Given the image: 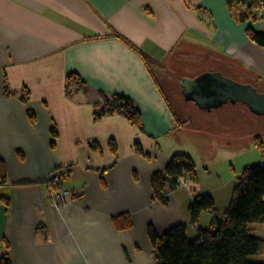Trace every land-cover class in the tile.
<instances>
[{"label":"crops","instance_id":"crops-1","mask_svg":"<svg viewBox=\"0 0 264 264\" xmlns=\"http://www.w3.org/2000/svg\"><path fill=\"white\" fill-rule=\"evenodd\" d=\"M241 9V0H0V254L10 264H155L148 226H186L196 193L226 209V170L209 187L198 176L166 185L165 201L150 180L173 154L193 157L186 135L211 137L204 120L177 124L172 95L191 102L179 76L219 70L264 86V46L247 33L264 34V0L255 18L238 20ZM140 52L192 73L167 72L162 86ZM112 94L133 100L141 127L117 112L94 116ZM52 170L70 191L61 209L47 200ZM211 217L204 211L187 236Z\"/></svg>","mask_w":264,"mask_h":264},{"label":"trees","instance_id":"trees-1","mask_svg":"<svg viewBox=\"0 0 264 264\" xmlns=\"http://www.w3.org/2000/svg\"><path fill=\"white\" fill-rule=\"evenodd\" d=\"M258 1L241 0L242 9L236 11L235 17L238 20L255 18ZM247 33L254 42L264 46V34L254 31ZM139 54L153 73L151 65L158 63L143 52ZM67 77H75L78 83L83 84L72 72ZM113 112L123 114L130 122L141 127L138 108L130 97L122 94L104 95L103 102L94 111V116ZM261 143L262 140L254 142L257 148L262 149ZM182 174L189 182L197 180L192 158L186 153L173 154L163 171L156 172L151 177L153 196L165 201V186L175 187L178 184L177 178ZM186 211L192 225L197 224L204 211L210 212L212 217L208 226H196L192 239L187 236L183 223L172 225L160 234L148 226L147 235L153 247L155 264H264L262 261L249 259V256L264 253V239L252 234L249 228L251 223L264 222V165L258 162L241 169L228 206L221 214L208 193L195 194ZM0 264H10L6 252L0 254Z\"/></svg>","mask_w":264,"mask_h":264},{"label":"rangeland","instance_id":"rangeland-1","mask_svg":"<svg viewBox=\"0 0 264 264\" xmlns=\"http://www.w3.org/2000/svg\"><path fill=\"white\" fill-rule=\"evenodd\" d=\"M261 5H263V0H259L256 4V15H259L260 11L257 12L256 10H258ZM165 65L166 66L162 64L151 65L153 74L162 86L167 79L163 76L167 74V72H171L172 76H178L182 73L181 71L187 74L192 73L189 68L179 69V66L171 64V61L167 62ZM235 79L243 82L239 78L235 77ZM253 85L256 86L258 90L264 92V86ZM172 97L171 101L174 104L175 118L178 125L184 123L187 125L200 126L201 123L199 122L204 120L206 125L211 127H204L201 130L211 137L207 136V138H203V141L191 142L190 139L187 141L186 135V139L183 141L184 147L193 150L192 158L195 162V171L197 172L198 179L201 180L204 187H209L217 180L214 175L215 171L221 169L219 171V173H221V171L226 170L227 175H222L221 182L225 184L228 183V189H231L232 194V189L237 183V176L241 169L249 164L258 162L260 164V162H264V115L250 113L242 104L235 105L230 103L224 104L217 109H212L211 111H203L195 109L192 102L184 104L175 93ZM241 110H246L245 116L240 114ZM248 130H250V134ZM255 140H262V149L255 146ZM172 141H174L173 137ZM186 178L187 177H184L183 174L179 176L177 178V185L186 186L188 183ZM63 179L64 178L61 176V185ZM212 180L213 182H211ZM62 187L64 186L62 185ZM213 195L216 197L215 192H213ZM217 200H219V198H217ZM186 228L188 232L191 233L192 229L190 222H187ZM250 231L252 234L258 235L261 238L263 237L264 239V222L251 223ZM189 233L188 236L192 239ZM249 259L264 262V253L256 256H249Z\"/></svg>","mask_w":264,"mask_h":264},{"label":"water","instance_id":"water-1","mask_svg":"<svg viewBox=\"0 0 264 264\" xmlns=\"http://www.w3.org/2000/svg\"><path fill=\"white\" fill-rule=\"evenodd\" d=\"M184 101L199 109L211 111L224 104H242L250 113L264 115V92L252 83L240 82L219 70H202L177 80Z\"/></svg>","mask_w":264,"mask_h":264},{"label":"built area","instance_id":"built-area-1","mask_svg":"<svg viewBox=\"0 0 264 264\" xmlns=\"http://www.w3.org/2000/svg\"><path fill=\"white\" fill-rule=\"evenodd\" d=\"M264 165V162H260ZM47 184V200L51 202L57 209L63 208L68 202L70 191L61 185V175L52 170L46 181Z\"/></svg>","mask_w":264,"mask_h":264},{"label":"flooded vegetation","instance_id":"flooded-vegetation-1","mask_svg":"<svg viewBox=\"0 0 264 264\" xmlns=\"http://www.w3.org/2000/svg\"><path fill=\"white\" fill-rule=\"evenodd\" d=\"M180 77H182V76H180ZM192 104H193V102H192ZM194 108H195V109H199L196 105H194ZM199 110H200V109H199Z\"/></svg>","mask_w":264,"mask_h":264}]
</instances>
